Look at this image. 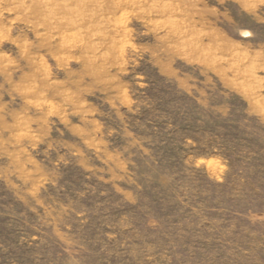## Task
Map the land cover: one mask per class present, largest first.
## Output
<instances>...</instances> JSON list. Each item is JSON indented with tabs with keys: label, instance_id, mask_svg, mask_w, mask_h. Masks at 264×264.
<instances>
[{
	"label": "rangeland",
	"instance_id": "obj_1",
	"mask_svg": "<svg viewBox=\"0 0 264 264\" xmlns=\"http://www.w3.org/2000/svg\"><path fill=\"white\" fill-rule=\"evenodd\" d=\"M0 264H264V0H0Z\"/></svg>",
	"mask_w": 264,
	"mask_h": 264
}]
</instances>
